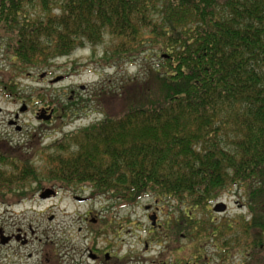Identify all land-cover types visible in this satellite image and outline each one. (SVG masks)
<instances>
[{
    "label": "trees",
    "instance_id": "1",
    "mask_svg": "<svg viewBox=\"0 0 264 264\" xmlns=\"http://www.w3.org/2000/svg\"><path fill=\"white\" fill-rule=\"evenodd\" d=\"M0 28L25 72L99 45L107 68L153 60L99 90L100 121L45 148L49 184H86L125 205L166 200L180 214L171 239L264 264V0H0ZM8 158L2 194L37 178L34 164ZM233 189L247 215L196 218Z\"/></svg>",
    "mask_w": 264,
    "mask_h": 264
},
{
    "label": "rangeland",
    "instance_id": "2",
    "mask_svg": "<svg viewBox=\"0 0 264 264\" xmlns=\"http://www.w3.org/2000/svg\"><path fill=\"white\" fill-rule=\"evenodd\" d=\"M38 14V10L30 12L31 17ZM7 40V33L0 28V156L30 161L37 171V178L36 181L27 180L26 189L20 187L21 190L0 193V231L6 235L15 234V225H18L27 241L25 245L13 242L9 246L1 241L0 264H246L241 254L221 260V253L211 246V242L204 245L182 235L171 239L167 224L180 214L176 205L166 200L155 204L153 197L144 198L132 205L118 203L111 207L102 201V197H96L90 204L78 205L73 202L70 192L64 194L63 190L59 192V199L40 200L39 196L45 190H53L43 172L47 157L45 148L65 134L100 121L103 112L95 100L99 90L113 87L118 80L140 77L144 65L153 64V60L146 62L139 58L121 69L103 67V46L99 45L94 49H78L69 57L54 60L49 68L25 72L18 64L14 65L12 54L7 51L9 46L6 48ZM41 75L45 77L41 78ZM58 77L64 80L56 84L51 82ZM71 91L74 96L70 95ZM78 98L83 102L73 104ZM37 109H51V112L43 111L47 114L44 117L37 114L36 118ZM74 114L78 116L74 117ZM47 117L50 119L45 120ZM73 117L76 119L72 120ZM32 136L35 138L31 139ZM2 138L21 145L20 150L15 149V156L6 152L7 144ZM28 156L31 158H26ZM78 194L87 197L82 192ZM217 202L226 204V212L213 211L215 202L207 211L195 212L196 218L205 217L217 224L238 221L240 216L247 215L242 192L236 189ZM8 204L14 205L11 215L5 212ZM102 207L105 210L99 211ZM145 207L150 209L145 210ZM91 210L95 211L94 216H101L106 222L101 231V226L81 223L84 212ZM9 222L14 224L9 225ZM90 228L88 241L86 229ZM94 248L99 254L93 251ZM90 255L100 258L93 261Z\"/></svg>",
    "mask_w": 264,
    "mask_h": 264
},
{
    "label": "flooded vegetation",
    "instance_id": "3",
    "mask_svg": "<svg viewBox=\"0 0 264 264\" xmlns=\"http://www.w3.org/2000/svg\"><path fill=\"white\" fill-rule=\"evenodd\" d=\"M8 47V45L6 44V48ZM7 51H9L8 49H7ZM79 89L80 90H83L84 89V87H79ZM70 95H75V93L74 92H72L71 91V93H70ZM71 99V98H70ZM69 99V100H70ZM77 100V99H76ZM78 100H79V98H78ZM77 100V101H78ZM77 101H73V104H76L77 103ZM68 103H70V101H68ZM51 109H37L36 110V112H35V114H36V118H37V116L38 115H41V114H43V117L48 113H50L51 111H50ZM43 111H46V112H44V113H42ZM59 112V111H58ZM38 114V115H37ZM42 116V115H41ZM15 118H17V117H15ZM54 118H55V116H54ZM53 119V118H52ZM51 121V120H50ZM13 124H16L17 125V122H14ZM35 136V135H34ZM34 136H32V138L31 139H33V138H35ZM28 138L30 139V136H28ZM2 140H4L3 142L5 143V144H7L5 147H4V149L6 150V152L7 153H14V156H15V149H17V150H20L21 149V145H16V144H14L13 143V141L12 140H9V139H3L2 138ZM0 142H2L1 141V139H0ZM35 155V154H34ZM26 158H31L30 156H28V157H26ZM11 160H14V158H12ZM16 161V160H15ZM30 162V161H29ZM77 187H80L79 188V191H74L75 189L74 188H64L62 185H60L59 186V184H56V183H53L52 184V188H53V190H49V191H51V194H50V196H49V198L50 199H59V197H60V193L59 192H61L62 190H63V193L64 194H68L69 192H70V194H71V198H72V200H73V202L74 203H76V204H78V205H83V204H90L91 202H92V200L94 199V198H96V197H102V201L103 202H105V203H107V204H109L111 207H113V206H115L116 204H118V203H122V202H120V200L118 199V198H113V196L111 195V194H103V195H98V196H92V194H91V190H90V188L86 185V184H83V185H80V186H77ZM78 189V188H77ZM80 192H82L83 194H87V197H79L78 195V193H80ZM81 196H83V195H81ZM146 198H148V197H146ZM154 202H155V204H157L158 203V201H156V200H154ZM115 204V205H114ZM14 205H12V204H8L7 206H6V210L7 211H5V212H7L9 215H11V208L13 207ZM150 209V207H145V210H149ZM104 211L105 210V208L104 207H102V208H100L99 209V211ZM158 210V209H157ZM95 212V211H94ZM94 212L91 210V211H88V212H84V216L81 218V223H86V224H88L89 226L93 223V224H95L96 226H94V227H100L101 226V229H100V231L102 230V228H103V226H104V224L106 223L104 220H102V217L101 216H97V215H95L94 216ZM151 218V217H150ZM149 218V219H150ZM5 220H8V218L7 219H5ZM10 220V219H9ZM14 221V220H13ZM11 222V221H10ZM10 222H9V225H11V224H14V223H11L10 224ZM3 223H6V221L5 222H3ZM108 224L109 225H111V223L110 222H108ZM21 225V224H20ZM15 226H17V229H16V232H15V234L13 233V234H9V235H6V234H4L2 231H0V244H1V241L3 240V241H5V245L6 246H9L11 243H13V242H19L20 244H23V245H25V244H27V241H26V234L25 233H22V230H21V228L18 226V225H15ZM91 227V226H90ZM3 229V228H2ZM99 231V232H100ZM82 232V231H81ZM91 232H92V230H91V228H90V230H87L86 229V239L88 240V241H90V238H91ZM34 232L32 231L31 232V234H33ZM5 235V236H4ZM109 246V245H108ZM89 248V247H88ZM98 249H96V248H94V250L93 251H97ZM108 250H110V248H108ZM91 252V251H90ZM98 252V254H99V251H97ZM106 255V254H105ZM105 255H104V258H105ZM110 256V255H109ZM90 259H92L93 261H96V260H99V256H91L90 255V257H89Z\"/></svg>",
    "mask_w": 264,
    "mask_h": 264
},
{
    "label": "water",
    "instance_id": "4",
    "mask_svg": "<svg viewBox=\"0 0 264 264\" xmlns=\"http://www.w3.org/2000/svg\"><path fill=\"white\" fill-rule=\"evenodd\" d=\"M44 75H41V78L43 77ZM62 78L58 77L56 79H54L52 81V83H57L61 80ZM21 111H24V109H22ZM42 117H39V119H41ZM50 119V117H47L45 120H48ZM19 129V128H17ZM51 194V191L47 190V191H44L41 195H40V199H45L47 197H49ZM227 209V206L224 204V203H217L214 208H213V211L217 212V213H223L225 212ZM151 221H153L154 219L151 217L150 218ZM5 243V241L2 240V244Z\"/></svg>",
    "mask_w": 264,
    "mask_h": 264
}]
</instances>
